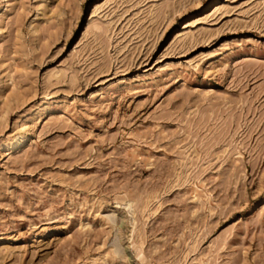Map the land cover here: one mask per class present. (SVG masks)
Listing matches in <instances>:
<instances>
[{
	"label": "rangeland",
	"instance_id": "rangeland-1",
	"mask_svg": "<svg viewBox=\"0 0 264 264\" xmlns=\"http://www.w3.org/2000/svg\"><path fill=\"white\" fill-rule=\"evenodd\" d=\"M0 264H264V0H0Z\"/></svg>",
	"mask_w": 264,
	"mask_h": 264
}]
</instances>
